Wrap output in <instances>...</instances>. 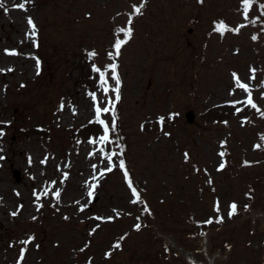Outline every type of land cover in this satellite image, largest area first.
Returning <instances> with one entry per match:
<instances>
[{
  "label": "rangeland",
  "instance_id": "rangeland-1",
  "mask_svg": "<svg viewBox=\"0 0 264 264\" xmlns=\"http://www.w3.org/2000/svg\"><path fill=\"white\" fill-rule=\"evenodd\" d=\"M23 2L4 0L7 12L0 8V264H189L165 236L201 264L205 254L210 264H264V32L249 22L264 0L249 9V20L242 0H30L26 11L13 7ZM220 21L246 26L221 35L213 30ZM129 27L128 42L110 58L124 38L116 30ZM112 63L119 101L106 67ZM93 64L106 74L107 95ZM232 73L249 85L256 108L237 103L248 94ZM109 99L114 111L100 117L109 126L104 142L94 107ZM230 102L241 111L208 117L209 108ZM170 113L179 115L161 131L158 117ZM111 152L112 171L101 176ZM125 171L140 202H131ZM232 203L237 213L229 218ZM118 240L121 248L113 249Z\"/></svg>",
  "mask_w": 264,
  "mask_h": 264
},
{
  "label": "snow or ice",
  "instance_id": "snow-or-ice-1",
  "mask_svg": "<svg viewBox=\"0 0 264 264\" xmlns=\"http://www.w3.org/2000/svg\"><path fill=\"white\" fill-rule=\"evenodd\" d=\"M29 2H30V0H24L23 3L14 4L13 7L18 8L20 10H25L26 11L25 5L27 3H29ZM198 2L202 4L203 0H198ZM257 3H258V0H242L243 14H244V17H245L246 20H249V16H248L249 9L252 6L256 5ZM143 6L144 5L142 4L139 7H135L134 8L135 14H137V15L141 14V9H142ZM259 7L261 9H264V4H260ZM0 8H3L5 10V12H7L8 9H7V7L4 4V0H0ZM261 15L264 16V11L261 12ZM257 19H259V17H257ZM250 22L253 23V24L256 23L255 20H250ZM130 23H131V18L129 20V24ZM27 24H28L29 29H30V35L34 37L36 35V25H35V23H34V21L32 20L31 17L27 18ZM245 26L246 25H240L238 28L233 29V28H230L223 21H220V22H214V29L213 30L218 32V33H220L221 35H224L225 32H229V31L238 32L240 30V28L245 27ZM116 32L117 33H123L124 38L121 39V38L117 37V39L115 40V42L113 44V48L115 50V53H113V52H109L108 53L110 58L113 57L114 54L117 57L120 55L122 46L125 45L128 42V39L131 37L132 29L130 27L129 28H119V29L116 30ZM257 38L258 37L256 35L252 36L253 40H256ZM5 53L8 54V55H17V53L14 50L13 51H9V50L6 49ZM95 55H96L95 52L88 53L89 57H93ZM106 67H107V69L111 70V80L115 81V87L112 88V91L115 92V94H116L115 95V101H119L120 100L119 86L121 84V80H120V77H119L118 73L116 72V69H117L118 65L116 63H112L110 65H107ZM37 68H39V61L38 60H37ZM10 70L11 69H9V71ZM92 70L94 72L99 73L100 86L102 87L103 92L105 93V95H107V93L109 91V88L105 86L108 83V80L106 79L105 72L101 71V69L98 68L95 64H93V69ZM250 71L253 73V75L250 77V79H255V75H254L255 69H250ZM232 76H233L234 81L236 82L237 87L248 94L247 101H239L237 103H245L246 105L251 106L252 108H256L257 106L252 100V96H251V91L249 89V85L246 84V83H242L239 80V77H238V75L236 73H232ZM90 95L92 96L93 100L95 101V99H96L95 93H91ZM107 104H108V106H104V107H100L99 105H96L94 107V113H95V118H96L95 122L100 124V125H102L103 126V131H104V135H102L99 139L101 141H104V142H109V126L100 117H101L102 113H109L110 111H114V101L109 99ZM233 107H235V104H233ZM236 111L240 112L241 109L237 108ZM178 115H179L178 113H170L167 118H165L164 116L158 117L157 122L161 125V131H163V125L165 124L166 119L167 120H174ZM90 123H93V121H90ZM141 127L143 128V125ZM115 128H116V118H115V116H113V119L111 121V129H112V131H115ZM0 135H3L2 131H0ZM164 135L168 136V135H170V133L165 132ZM94 142L95 141H92V140L89 141V143H94ZM116 143L119 146V140H117ZM255 147L259 148V147H261V145H256ZM101 151H103V149H101ZM121 154H122V146H121ZM115 155H117V153H115V152H111V153H109L107 155L108 165H107V167H105L104 169L101 170V172H100L101 176H103L105 172H111L112 171V156H115ZM219 155L221 157H223L225 155V153L221 152V153H219ZM184 156H185V160H187L189 158V154L187 152L184 154ZM0 159H3V157H0ZM42 163H43V161H42ZM96 167H97L96 165H93L94 171H95ZM119 167L121 169L125 168V162H124L123 159L119 160ZM223 167H224V164L221 163L220 166H219V169H222ZM124 175H125V178L127 180V177H128L127 171L124 172ZM66 176H67V174L65 173V178H66ZM93 179H96V177L94 176ZM127 182H128L129 188L131 189L132 195L135 197V199H133L131 202L132 203L140 202V196H139V193H138L137 189L132 185L131 180H127ZM52 183H55V182H52ZM209 183H211V181H209ZM95 187H96L95 184H90L89 185V191L87 192V195L90 198V200L93 197V190H94ZM47 192H48V189H45V191L43 193H40L39 195L37 193H35V192L33 194H34V196H36L37 199H40V196L41 195H47ZM54 195L58 199L59 198V191L54 193ZM77 203H79V202H77ZM85 207H86V205H82L79 210L82 212V211H84ZM237 207L238 206L235 203H232V204L229 205V212H228V217L229 218H232L237 213ZM244 207H245V210H247L248 205H245ZM215 211L217 213L220 212V206H219V202L218 201H217V203L215 205ZM11 215L15 216V215H17V213L13 212V213H11ZM33 219H35V217H33ZM64 219H68V217H64ZM94 219L104 220L105 218H103V217H95ZM107 219L111 220L112 217H108ZM212 222L213 221L211 219L206 221V223H212ZM215 222L222 223L223 222V217L218 215V217H217ZM135 227H136V229H139L140 225L137 224ZM32 239H33V237H29L28 240L22 241L21 243H23L24 245H27V244H29L31 242ZM123 239H124V237H120L119 238V240H123ZM119 240L113 245V249H120L121 248V244H120ZM81 251H84V249L82 248ZM110 255H111V253H106V256H110ZM22 258H23V252L21 253V259ZM89 264H91L90 260H89Z\"/></svg>",
  "mask_w": 264,
  "mask_h": 264
},
{
  "label": "trees",
  "instance_id": "trees-1",
  "mask_svg": "<svg viewBox=\"0 0 264 264\" xmlns=\"http://www.w3.org/2000/svg\"><path fill=\"white\" fill-rule=\"evenodd\" d=\"M262 11H264V9H261L258 5V8L254 12H252V17L250 20H255L256 23L254 25H256L258 27L259 31L261 30L264 32V16L261 15ZM257 17H259V19H257ZM250 20H249V22H250ZM263 86H264V81H263ZM233 104H235V103L213 106V107L209 108L206 111V113H207L208 117L212 118L211 119L212 121L213 120H219V118H220V120H223V119H225V117H229L228 115H231L232 113H234L236 111L237 108H239V106H237L236 104H235V107H233Z\"/></svg>",
  "mask_w": 264,
  "mask_h": 264
},
{
  "label": "water",
  "instance_id": "water-1",
  "mask_svg": "<svg viewBox=\"0 0 264 264\" xmlns=\"http://www.w3.org/2000/svg\"><path fill=\"white\" fill-rule=\"evenodd\" d=\"M186 118L190 121L192 119L191 117V113L188 112L186 114ZM200 237H201V241H202V245H203V250H204V254H205V238H204V233H200ZM165 241H167L168 243H170L172 246H174L175 248H177L179 251H181L182 253L185 254L187 262L189 264H201V261L198 260H194V259H190V253L188 251H186L185 249L181 248L180 246L176 245L175 243H173L171 241L170 236H165ZM181 248V249H180ZM205 259H206V263L210 264L211 260L209 258L206 257L205 254ZM108 264H113V261H108ZM121 264H126L125 262L121 263Z\"/></svg>",
  "mask_w": 264,
  "mask_h": 264
},
{
  "label": "bare ground",
  "instance_id": "bare-ground-1",
  "mask_svg": "<svg viewBox=\"0 0 264 264\" xmlns=\"http://www.w3.org/2000/svg\"><path fill=\"white\" fill-rule=\"evenodd\" d=\"M11 158V156H9V159Z\"/></svg>",
  "mask_w": 264,
  "mask_h": 264
}]
</instances>
